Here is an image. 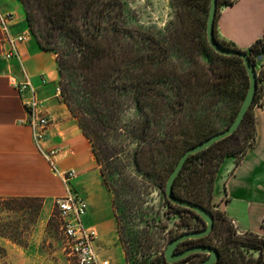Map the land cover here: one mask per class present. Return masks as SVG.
I'll use <instances>...</instances> for the list:
<instances>
[{"label":"trees","instance_id":"obj_1","mask_svg":"<svg viewBox=\"0 0 264 264\" xmlns=\"http://www.w3.org/2000/svg\"><path fill=\"white\" fill-rule=\"evenodd\" d=\"M20 1L29 28L43 49L51 51L54 47L51 41L45 39L46 32H40L41 18L50 26L51 39L60 35L66 46L57 56L61 97L91 142L98 163L107 158L96 152L93 140L95 131L93 132L92 128L115 127L120 124L123 112L129 106V95L132 92L136 94L130 97L137 108L146 113V119L141 126H136L133 124L135 122L131 121L125 128H143L136 134L141 139L147 137L149 128H156L152 133V154L146 155L140 148L135 149V164L141 166V162L149 160L150 168L156 170L155 173L160 182H164V187L166 178L181 153L189 146L221 130L217 120L225 111L221 105L224 101H238L237 105L231 108L226 127L235 117L249 80L242 58L219 54L207 42L204 28L210 0H181L184 14L194 15L198 9L204 13V17L197 20L196 33L198 50L208 57L207 66L193 58L189 47L188 50L186 47H177L186 61L179 60L169 65L168 62L173 61V52L167 43L155 39L146 30L130 26H126L122 30L123 33L128 39L136 38L142 42L143 47L131 54L122 46L124 49L120 52L117 23L112 22L110 28L113 32L110 36L103 34L105 27L102 26V14L119 5V0H111L108 7H99L98 0ZM234 1L217 0L214 35L224 46L240 49L218 38L216 30L218 9ZM80 9L83 15L79 14ZM153 41L164 52L154 54L149 49V43ZM244 51L256 66L257 56L264 51V40L257 38ZM166 63L168 64L164 69ZM262 94L263 89L257 86L252 104L235 131L207 148L189 155L173 183L176 196L206 206L214 216L213 228L209 234L186 239L180 246L187 247L200 242L216 247L220 255L214 264H264V237L250 230L237 231L233 222L211 205L213 181L222 160L233 156L238 162L255 141L253 108L260 104ZM169 113L173 116H169ZM169 128L178 130L173 132ZM172 153L176 154L174 160L166 161L167 155ZM43 201V198L38 196H0V236L26 247L28 237L24 234L29 232L37 221ZM166 202V217H170V212L179 217L176 223L179 230L174 235L197 230L205 225L204 220L195 211L173 204L167 198ZM116 218L123 230V234L119 231V238L126 257L129 256L128 243L131 240L137 242L138 251L156 244L147 230H144V236H133V239L127 237V227L121 223L119 217ZM166 226L167 222H164L160 227ZM169 230L171 231V228ZM174 235L172 234L169 240ZM202 256L200 253H192L182 260L168 263L163 253L161 262L198 264Z\"/></svg>","mask_w":264,"mask_h":264},{"label":"crops","instance_id":"obj_2","mask_svg":"<svg viewBox=\"0 0 264 264\" xmlns=\"http://www.w3.org/2000/svg\"><path fill=\"white\" fill-rule=\"evenodd\" d=\"M0 11L15 13L9 23L12 35L28 34L18 45L19 56L7 58L5 51L10 46L3 42L0 30V196L42 197L41 212L47 215L55 206V198L67 190L59 172L74 169L77 175L69 186L87 202L83 223L97 230L94 246L98 259H108L105 254L110 247L125 257L114 233L116 217L91 142L56 92L60 80L56 54L43 49L32 34L20 0H0ZM216 30L218 38L241 50H247L257 38L264 40V0H235L221 6ZM257 62L264 69V51ZM25 80L34 87L49 118L42 145L46 150L57 148L52 157L55 169L37 148L26 121V101L32 93L19 91L13 84ZM262 89L260 104L253 108L255 141L238 162L233 156L222 160L213 181L212 202L237 231L250 230L264 237V84Z\"/></svg>","mask_w":264,"mask_h":264},{"label":"rangeland","instance_id":"obj_3","mask_svg":"<svg viewBox=\"0 0 264 264\" xmlns=\"http://www.w3.org/2000/svg\"><path fill=\"white\" fill-rule=\"evenodd\" d=\"M110 1L98 0L97 4H99V7H108ZM119 1V5L113 6V9L109 12L102 14V26L105 27L103 34L110 36L113 32L110 28L112 22L117 23L119 29L116 33L117 38L120 40V42L118 41L120 52L124 49L122 46H125L131 54H135L143 47L142 42L136 40V38L128 39L123 33L122 30L126 26H130L135 29L146 30L155 39L158 38L166 42L173 52L171 57L173 61H169V65H171V62L185 60V57L180 55L181 50L177 47H186V49L189 47L193 58L206 66L209 64L205 53L198 50L197 20L204 17L201 9L196 10L194 15H186L183 13L181 0ZM79 14L83 15L82 9H80ZM39 28L40 32H46L45 39L48 42L51 41L54 47L51 51L58 56L60 50L66 47L60 35L51 39L50 26L42 18ZM149 47L154 54L164 52L154 41L149 43ZM168 63L163 66L164 69ZM193 66L195 65L193 64ZM255 68L259 75L257 86L263 88L264 69L258 65ZM133 93L130 94L132 97L136 94ZM130 95L129 106L123 112V120L120 124L115 125V127L92 128L93 132L95 131L93 140L96 152L101 157L107 158L101 163L96 162L103 186L109 193L111 212L115 217H119L121 223L127 227V237L130 236L133 239V236H144V230H147V233L155 240L156 244L151 248L138 251L137 242L131 240L128 243L129 256L126 257L125 255L123 257L121 252L112 247L108 249L105 256L111 261V264H163L161 256L164 247L170 236L179 230L176 226L179 217L171 212L170 217H166L168 206L164 192V182L161 183L160 178L155 173L156 170L150 168V161L141 162V166L135 164L133 158L135 149L140 148L146 155L152 154L154 146L152 133L156 128H149L145 139L136 136L143 128H125V125L131 121H134L133 124L136 126H141L146 119V113L137 108ZM237 102L236 99H231L221 104L225 111L217 120L220 129L226 127L231 108H234ZM169 116H173L172 113H169ZM169 129L173 132L178 130L177 128ZM175 157L176 154L172 153L170 156L168 154L166 161H173ZM211 205L214 207L213 202ZM3 216L6 215L3 214ZM117 220L116 218V222ZM164 222H167V226L165 228L160 227ZM119 231L123 234V230L117 222L114 229L117 240ZM25 235L28 237L26 247L0 236V264H76L65 247V240L60 230V221L55 206L50 208L47 215L40 211L37 221Z\"/></svg>","mask_w":264,"mask_h":264},{"label":"built area","instance_id":"obj_4","mask_svg":"<svg viewBox=\"0 0 264 264\" xmlns=\"http://www.w3.org/2000/svg\"><path fill=\"white\" fill-rule=\"evenodd\" d=\"M15 18L13 11H0V30L3 34V42L9 44V49L5 51L7 58L18 57V45L28 38L27 33L12 35L9 31V23ZM14 86L19 91L29 90L32 97L26 101L28 109L27 123L32 129L34 142L54 168L52 160L57 148L44 149L42 140L49 124V118L42 111V101L35 96V89L32 84L25 80L23 82L13 81ZM56 92L61 95L60 85L57 86ZM55 169V168H54ZM61 179L65 184L66 193L55 198V206L60 221V230L65 240V247L76 264H110L108 259H98L94 246V240L97 237V230L92 226H86L83 223V217L87 212V202L81 196L75 194L70 186V180L77 175L74 169L59 172Z\"/></svg>","mask_w":264,"mask_h":264},{"label":"water","instance_id":"obj_5","mask_svg":"<svg viewBox=\"0 0 264 264\" xmlns=\"http://www.w3.org/2000/svg\"><path fill=\"white\" fill-rule=\"evenodd\" d=\"M216 12H217V0H210V5L206 19V28H205L207 42L211 46V48L219 54L236 55L242 58L244 66L246 68L249 84L246 93L243 97V100L241 101V104L232 122L227 127L211 134L205 139L186 148L181 153L177 162L175 163L174 167L171 169V171L169 172L166 178L165 187H164L166 198L173 204L187 207L195 211L205 222L204 228L199 230H190V231L182 232L173 239H171L166 244L164 248V257L166 261L169 263H173L177 260L185 258L188 255L195 252L207 253V256L204 259H202L198 264H214L217 261L219 257V252L216 247L210 245L194 244L178 252H175V248L179 242L186 239L199 238L208 234L213 228L214 216L211 210L208 209L206 206L176 196L173 192V183L177 175L180 173V170L182 169L189 155L207 148L211 144L225 138L226 136L230 135L235 131V129L239 126L240 122L242 121L244 115L248 111L249 107L251 106L257 89L256 68L253 62L251 61V59L249 58V56L247 55V53L241 49L226 47L216 40L214 35V23L216 18Z\"/></svg>","mask_w":264,"mask_h":264},{"label":"flooded vegetation","instance_id":"obj_6","mask_svg":"<svg viewBox=\"0 0 264 264\" xmlns=\"http://www.w3.org/2000/svg\"><path fill=\"white\" fill-rule=\"evenodd\" d=\"M165 196H166V195H165ZM204 223H205V222H204ZM204 227H205V225H204L202 228H204ZM202 228H200V229H202ZM197 230H199V229H197ZM209 233H210V232H209ZM209 233H208V234H209ZM173 235H174V234H173ZM177 235H179V234H177ZM177 235H174L171 239H173V238L176 237ZM206 235H207V234H206ZM171 239H170V240H171ZM170 240H169V241H170ZM169 241H168V242H169ZM183 241H184V240H183ZM168 242H167V243H168ZM181 242H182V241H181ZM181 242H179L178 245L176 246V248H175V252H178V251H180V250L186 248V247H181V246H180V243H181ZM194 244H204V245H209V244H206V243H200V242H199V243H194ZM194 244H192V245H194ZM165 246H166V245H165ZM190 246H191V245H190ZM210 246H211V245H210ZM187 247H188V246H187ZM213 247H214V246H213ZM164 248H165V247H164ZM218 252H219V251H218ZM163 253H164V251H163ZM195 253L203 254L201 260L204 259V258L207 256V253H201V252H195ZM219 255H220V254H219ZM182 259H184V258H182ZM182 259H180V260H182ZM218 259H219V257H218ZM218 259H217V260H218ZM165 260H166V259H165ZM177 261H179V260H177ZM177 261H175V262H177ZM166 262H167V261H166ZM168 263H169V262H168Z\"/></svg>","mask_w":264,"mask_h":264}]
</instances>
